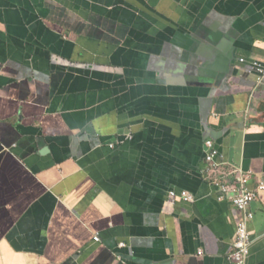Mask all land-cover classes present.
<instances>
[{"label":"crops","instance_id":"crops-1","mask_svg":"<svg viewBox=\"0 0 264 264\" xmlns=\"http://www.w3.org/2000/svg\"><path fill=\"white\" fill-rule=\"evenodd\" d=\"M256 60L264 0H0V264H232L242 174L264 264Z\"/></svg>","mask_w":264,"mask_h":264},{"label":"built area","instance_id":"built-area-1","mask_svg":"<svg viewBox=\"0 0 264 264\" xmlns=\"http://www.w3.org/2000/svg\"><path fill=\"white\" fill-rule=\"evenodd\" d=\"M242 63L246 62L244 59ZM252 69L257 76V82L260 85H264V60H256L252 63ZM210 151L206 155V162L209 171H216L220 166L218 160L221 158L219 151L214 147L213 142L207 143ZM237 185L228 186L221 182H216L215 186L219 188L220 191L226 193L231 192L233 195V200L240 212H242L243 217L238 224L235 241L231 252L229 253L227 259L232 264H247V260L251 254L252 246V236L249 229V223L254 217V213L248 209L250 203L256 198L257 193L248 189V179L245 175H241L238 179ZM260 190H264V183L259 187ZM170 196L176 198L179 194L172 191ZM181 198L185 201L193 200V196L188 192H182ZM99 241V238H96Z\"/></svg>","mask_w":264,"mask_h":264}]
</instances>
